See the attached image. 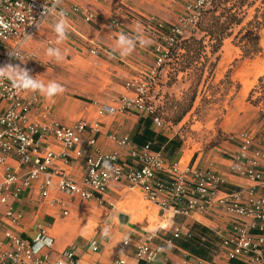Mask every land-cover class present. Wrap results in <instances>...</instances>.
<instances>
[{
	"label": "crops",
	"instance_id": "1",
	"mask_svg": "<svg viewBox=\"0 0 264 264\" xmlns=\"http://www.w3.org/2000/svg\"><path fill=\"white\" fill-rule=\"evenodd\" d=\"M189 1L191 0H62L60 7L68 12L66 15L70 25L68 39L61 45L55 44L56 34L53 31L52 20L44 24L26 43L24 49L30 58L5 61L8 50L3 49L0 50V66L7 63L21 64L45 84L56 81L64 86V93L56 96L54 102L39 95V100L30 113L31 122L44 126L52 121L73 124L86 120L90 127L84 138H87L93 127L97 128L96 148L102 153L118 152L122 157H126L128 147L120 142L124 138L135 136L142 142L145 129L143 118L147 115L137 102V93L127 85L131 79L132 69L138 70L139 65L131 58L138 57L141 48L137 45L131 55L121 57L118 52L113 51L115 40L120 32L134 36L138 22L144 35L145 29L152 28V20L169 26L181 25ZM73 6L80 7L82 12L70 14ZM86 12L93 14L92 20H85ZM49 46L60 47L65 58L57 62L48 57L46 50ZM96 47L101 48L100 54L93 51ZM31 94L24 93L26 98ZM125 99H132L130 107H124ZM4 105L0 99V111ZM104 105L118 108V112L101 113ZM150 128L155 136L160 135L168 141L171 139L180 141L179 138L156 128L154 123ZM254 133L258 136L257 132ZM45 145H49L58 155L55 161L58 168L78 180L83 178L87 170L85 158H77L70 152L69 161L65 162L64 149L52 137L46 139ZM256 145L257 143L253 148ZM173 147L174 144H171L166 148L169 160H178L183 167L190 164L199 170H211L223 176L224 188L238 186L248 188L256 184L231 172L232 156L238 153L240 146L238 149L232 148L235 153L231 157L217 153L207 155L200 153L196 157L192 154L185 160L184 155H181L183 145ZM262 167L264 168V161ZM7 168L19 174L26 171V166L15 157L6 158L0 167L1 175ZM59 173L60 171L56 172L50 168L49 174L44 173L34 179L32 185L24 188L17 198L10 192L7 194L6 202L0 201V256L9 249L5 236L8 230L24 237H32L43 227L54 240L53 257H56L59 251L71 247L76 250L81 264H116V260L119 259H123L124 264H138L136 252L141 242L149 241L154 245L163 243L166 237L173 234L175 227L182 223L189 226L196 223L206 226L215 242L219 239L216 234H226L231 228L229 217L221 210L212 214L193 212L185 219L181 217L175 219L172 211H168L171 213V232L157 230L148 233L133 222L132 210L119 206L120 202L127 201L128 195L125 192L136 187L113 183L102 202L97 198L73 200L59 189ZM49 177L52 178V184L44 196L41 186ZM114 205L116 210L113 208ZM9 208L20 215L17 222H13L12 218L7 216ZM106 225L111 226L110 239L101 235V229ZM164 227L165 225L161 226ZM125 236L131 238V243L123 249L120 257L122 239ZM94 245L98 246V251L93 249ZM187 253V250L178 245L175 248H167L165 254L157 258L156 264H161L165 257L174 261L188 258ZM213 262L232 264L220 256H214Z\"/></svg>",
	"mask_w": 264,
	"mask_h": 264
},
{
	"label": "built area",
	"instance_id": "2",
	"mask_svg": "<svg viewBox=\"0 0 264 264\" xmlns=\"http://www.w3.org/2000/svg\"><path fill=\"white\" fill-rule=\"evenodd\" d=\"M62 0H0V50H8L6 60H26L30 58L24 49L29 39L34 36L48 20H55L54 13L67 11L60 7ZM213 0H194L187 6L188 9L201 13ZM53 8V14L44 15V8ZM78 6L71 8L70 14L81 13ZM86 21L93 18L91 12L84 14ZM156 24H163L156 22ZM157 31L159 29L155 27ZM172 31L183 34V31L172 26ZM160 32V31H159ZM31 36L30 38H25ZM175 45L172 36L159 35ZM13 48L18 49L19 59L9 56ZM157 64L162 66L169 57V50L158 45L156 47ZM96 54L101 49L94 48ZM156 71L153 70V73ZM128 87L134 84L128 82ZM137 87L140 106L147 113H153V123L160 129L164 125L163 119L155 114V110L146 104L142 94V87ZM25 93V92H24ZM24 93H15L10 83H0V99L4 108L0 111V167L7 157L17 158L26 166L24 174H19L7 168L3 175L0 173V201H7V194L17 198L20 192L32 185L34 179L46 173L50 168L59 173V189L73 200H92L100 202L108 194L113 183H120L131 187H139L144 191L146 198L157 204L164 211H172L174 216H190L193 212L214 213L224 211L229 217L231 228L226 234H216L219 239L215 242V257H224L226 260L237 259L247 264H264V132L257 136L254 132H241L240 148L232 156L231 172L237 176L247 178L255 185L250 187L224 188V177L211 170L202 171L187 164L181 166L180 161L166 158L160 151L152 149V143L138 145L131 138H124L120 144L128 147L126 157L118 152L102 153L97 146V128L91 129L87 138L89 123L80 120L73 124L49 122L44 126L31 122L32 107L38 102L39 94L32 93L26 98ZM132 99H125L124 107L132 105ZM101 113L116 114L118 108L111 105L102 106ZM52 137L63 149L65 162L69 161V153L77 158H85L87 170L82 179L78 180L71 174L55 165L58 159L56 152L48 145L44 146L47 138ZM256 147L253 148L254 144ZM52 184V178H47L41 186L44 196ZM7 216L17 222L20 215L15 214L12 208L6 212ZM256 229L257 232L253 233ZM175 237L190 235L189 225L182 223L173 231ZM9 249L0 256V264H81L76 250L68 247L59 251L53 257L54 240L41 227L32 237H24L14 231L5 233ZM129 238V237H128ZM129 242L122 243L121 249L129 246ZM174 241L166 237L163 243L152 244L149 241L141 242L137 246V258L145 264H156V260L165 254L167 248H175ZM93 249L98 251V246ZM188 258L170 260L164 258L161 264H214L190 252ZM123 259L116 260V264H124Z\"/></svg>",
	"mask_w": 264,
	"mask_h": 264
},
{
	"label": "rangeland",
	"instance_id": "3",
	"mask_svg": "<svg viewBox=\"0 0 264 264\" xmlns=\"http://www.w3.org/2000/svg\"><path fill=\"white\" fill-rule=\"evenodd\" d=\"M183 17L176 27L185 37L197 39L188 42L192 52L183 48L172 52L175 45L159 36L158 21L152 20L145 35L153 43L139 47V56L131 58L139 65L138 70L132 69L129 82L134 89L146 83L144 101L163 119L159 130L180 139L184 160L200 153L231 157L232 148L240 146L241 132H257L258 136L264 132V100L254 104L249 99L255 86L254 99L264 94L259 81L263 78L264 83V0H218L203 16L185 7ZM200 17L202 25L193 32ZM256 20L262 24L249 25ZM256 35L261 50L254 54ZM158 45L169 50L162 66L157 64ZM244 50L249 55L244 56ZM141 190H127V201L120 202V208L132 210L133 222L146 232L170 233L171 213L159 209Z\"/></svg>",
	"mask_w": 264,
	"mask_h": 264
},
{
	"label": "clouds",
	"instance_id": "4",
	"mask_svg": "<svg viewBox=\"0 0 264 264\" xmlns=\"http://www.w3.org/2000/svg\"><path fill=\"white\" fill-rule=\"evenodd\" d=\"M53 11V8L45 6L44 15L47 16L49 14H53ZM54 15L55 20L52 27L56 34L55 44L61 45L68 39L70 25L65 12L60 11L58 13H54ZM30 37L31 36H26L25 38L27 39ZM152 43L153 41L143 34L141 25L138 22L135 28L134 36H129L124 32H120L118 34L113 51L118 52L121 57H127L135 51L137 45L140 47H147ZM46 55L55 59L57 62L62 61L65 58L64 52H62L61 48L58 46H49L46 50ZM9 56H14L19 59L18 49L13 48V50L9 52ZM4 81H8L10 83L11 90L15 93L19 94L30 92L39 94L46 100H52L53 102L56 96L63 94L65 91L64 86L56 81H49L45 84L42 80L33 76L30 70L27 67L21 66V64L7 63L0 66V83H3ZM113 208L116 210L115 205ZM111 234L110 225L102 227V237L110 239ZM122 241L127 244L129 242V238L125 236ZM123 252V250L120 252V257Z\"/></svg>",
	"mask_w": 264,
	"mask_h": 264
},
{
	"label": "trees",
	"instance_id": "5",
	"mask_svg": "<svg viewBox=\"0 0 264 264\" xmlns=\"http://www.w3.org/2000/svg\"><path fill=\"white\" fill-rule=\"evenodd\" d=\"M218 0H213L211 2V4L206 7L205 9L201 10V15L203 16V14L205 13L206 9H208L209 7H213V5L217 2ZM201 20L202 18H199V21L197 22L196 28L193 30V32H196L197 29H199V27L202 25L201 24ZM242 21H238V23L240 24ZM253 23H256L257 26H260L262 23L259 20L256 21H251L249 22V25H252ZM157 28L159 29V31L166 35V36H172V38H174L175 41V46L172 47V52H176L178 53L179 49L183 48L184 50H186V52L188 51L189 53L192 52V50L189 48L191 45L188 43L190 41H196L197 39L194 36H190V37H185L183 34L180 33H175L172 31V26L169 25H165V24H156ZM229 29V28H228ZM185 41V42H184ZM222 41V39L220 40ZM259 39H258V35H256L255 39L253 40L254 44H255V52L254 54H257L258 52H260L261 47L259 45ZM183 43H186V46H181L183 45ZM242 47H245V45H243ZM217 50V47L215 48ZM249 54L246 53V51L244 50V56H247ZM252 56V55H251ZM260 83H262L263 87H264V83H263V78L259 79ZM257 87L255 86L249 94V99H252V101L254 102V104H260L262 103V101L264 100V94L257 97L256 99H254V94L256 92ZM155 114H157L155 112ZM262 115H264V113H262ZM153 117L154 114L153 113H147L146 117H144V123H145V129H144V135H143V141L140 142L138 138L132 137L131 140L132 142L142 146L145 145L148 142L152 143V149L156 150V151H160L166 158H168V155L166 154V148L167 146L174 144V147H179L182 142L181 141H176L175 139H171V140H167L165 137H162L160 135H156L153 133V130L150 128V125L153 123ZM173 147V148H174ZM175 219H177V217H181L182 219L187 218V216L185 215H176L174 216ZM184 222V221H183ZM190 227V235L187 237H175L173 234H170L168 237L171 238L175 245H178L179 247L187 250L188 252H190L191 254L204 258L210 262H213L214 256L216 254L215 252V241L212 238V233L211 231L203 225L200 224H193ZM257 230L254 229L253 233H256ZM232 264H247L241 260H231ZM138 264H145V262L143 260H139Z\"/></svg>",
	"mask_w": 264,
	"mask_h": 264
}]
</instances>
